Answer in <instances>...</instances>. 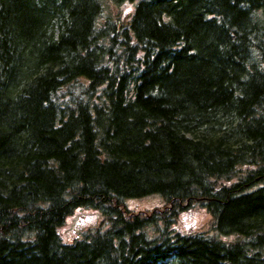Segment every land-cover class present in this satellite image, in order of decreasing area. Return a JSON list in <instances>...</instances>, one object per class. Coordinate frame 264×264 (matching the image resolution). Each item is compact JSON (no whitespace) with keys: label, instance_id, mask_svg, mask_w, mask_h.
I'll return each mask as SVG.
<instances>
[{"label":"trees","instance_id":"trees-1","mask_svg":"<svg viewBox=\"0 0 264 264\" xmlns=\"http://www.w3.org/2000/svg\"><path fill=\"white\" fill-rule=\"evenodd\" d=\"M169 261L264 264V0H0V264Z\"/></svg>","mask_w":264,"mask_h":264},{"label":"rangeland","instance_id":"rangeland-1","mask_svg":"<svg viewBox=\"0 0 264 264\" xmlns=\"http://www.w3.org/2000/svg\"><path fill=\"white\" fill-rule=\"evenodd\" d=\"M121 9L127 10L124 6ZM125 206L130 211H151L164 206L165 202L159 195H152L142 199L125 200ZM102 220V216L95 210L80 208L67 217L65 224L61 228V233L66 242H72L80 238L87 230L97 227ZM211 216L202 207L195 205L182 212L177 217L175 227L184 233L205 232L210 236H216L224 241L233 240L235 236H218L210 229ZM165 264H175L169 261Z\"/></svg>","mask_w":264,"mask_h":264},{"label":"snow or ice","instance_id":"snow-or-ice-1","mask_svg":"<svg viewBox=\"0 0 264 264\" xmlns=\"http://www.w3.org/2000/svg\"><path fill=\"white\" fill-rule=\"evenodd\" d=\"M130 10V9H129Z\"/></svg>","mask_w":264,"mask_h":264}]
</instances>
